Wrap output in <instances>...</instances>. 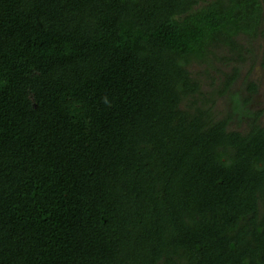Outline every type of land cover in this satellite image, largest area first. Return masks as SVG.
I'll return each mask as SVG.
<instances>
[{"label":"trees","instance_id":"obj_1","mask_svg":"<svg viewBox=\"0 0 264 264\" xmlns=\"http://www.w3.org/2000/svg\"><path fill=\"white\" fill-rule=\"evenodd\" d=\"M241 37L264 0H0V264H264L263 112L191 70Z\"/></svg>","mask_w":264,"mask_h":264},{"label":"rangeland","instance_id":"obj_2","mask_svg":"<svg viewBox=\"0 0 264 264\" xmlns=\"http://www.w3.org/2000/svg\"><path fill=\"white\" fill-rule=\"evenodd\" d=\"M240 44L244 49H250L251 53L247 54V61L245 63H228L226 64L222 60H217L214 64V68L210 69L211 75H206L207 65L194 64L191 67L195 77L202 82L203 92L208 94L217 91L222 86L224 81V74L232 73L234 67H240V78L237 80L230 92L223 97H218L215 106V115L218 120L225 119L234 114V100L235 95H239L242 105L243 101L247 98H252L248 104V109L252 112L262 111L263 115L260 118L259 123L264 126V67L262 65L263 54V41L261 39L251 43L246 37L239 39ZM221 56H230L229 52L220 51ZM197 73H202L198 76ZM216 82L213 84V79ZM249 83H254L258 87L257 94H249L247 86ZM251 123L250 118H245L242 114H234L232 121L230 122L229 129L232 131L247 132Z\"/></svg>","mask_w":264,"mask_h":264}]
</instances>
